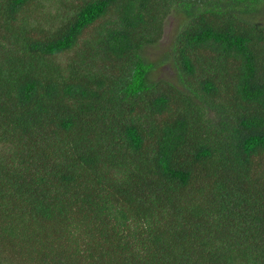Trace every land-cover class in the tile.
Wrapping results in <instances>:
<instances>
[{
	"label": "trees",
	"instance_id": "trees-1",
	"mask_svg": "<svg viewBox=\"0 0 264 264\" xmlns=\"http://www.w3.org/2000/svg\"><path fill=\"white\" fill-rule=\"evenodd\" d=\"M263 13L0 0V264H264Z\"/></svg>",
	"mask_w": 264,
	"mask_h": 264
},
{
	"label": "rangeland",
	"instance_id": "rangeland-1",
	"mask_svg": "<svg viewBox=\"0 0 264 264\" xmlns=\"http://www.w3.org/2000/svg\"><path fill=\"white\" fill-rule=\"evenodd\" d=\"M49 5H53V3L51 2ZM51 10L52 12L56 11L53 7ZM183 18L182 14H175L174 12L167 16L160 40L155 46H149L146 48L145 55L147 58L150 60H158L171 49L173 40L179 30V26L182 24ZM262 18L264 19V13L262 14ZM156 75L157 77L176 81V73L171 62L161 65V67L157 69Z\"/></svg>",
	"mask_w": 264,
	"mask_h": 264
}]
</instances>
